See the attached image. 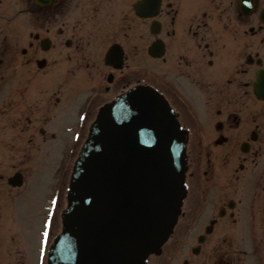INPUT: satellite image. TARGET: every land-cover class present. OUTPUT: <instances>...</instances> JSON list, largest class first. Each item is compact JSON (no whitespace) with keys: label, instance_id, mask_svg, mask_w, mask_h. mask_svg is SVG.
<instances>
[{"label":"flooded vegetation","instance_id":"obj_1","mask_svg":"<svg viewBox=\"0 0 264 264\" xmlns=\"http://www.w3.org/2000/svg\"><path fill=\"white\" fill-rule=\"evenodd\" d=\"M8 2L0 264H48L81 145L138 85L167 100L185 147L177 221L147 264H264V0Z\"/></svg>","mask_w":264,"mask_h":264},{"label":"water","instance_id":"obj_2","mask_svg":"<svg viewBox=\"0 0 264 264\" xmlns=\"http://www.w3.org/2000/svg\"><path fill=\"white\" fill-rule=\"evenodd\" d=\"M183 163L178 126L151 88L107 104L75 164L49 264H145L172 229Z\"/></svg>","mask_w":264,"mask_h":264},{"label":"rangeland","instance_id":"obj_3","mask_svg":"<svg viewBox=\"0 0 264 264\" xmlns=\"http://www.w3.org/2000/svg\"><path fill=\"white\" fill-rule=\"evenodd\" d=\"M10 7H12V2H8V0L0 1V29H4V32H6V28L8 26L6 21V16L8 15L7 12ZM1 37L2 34H0V41H1ZM238 185L239 187H243L244 185L247 184L245 182L240 181Z\"/></svg>","mask_w":264,"mask_h":264}]
</instances>
